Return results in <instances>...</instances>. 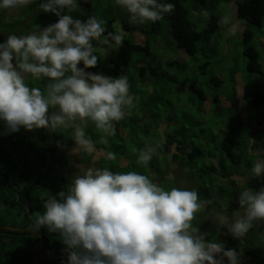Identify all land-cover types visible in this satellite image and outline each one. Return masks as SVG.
I'll return each instance as SVG.
<instances>
[{
    "label": "clouds",
    "instance_id": "clouds-1",
    "mask_svg": "<svg viewBox=\"0 0 264 264\" xmlns=\"http://www.w3.org/2000/svg\"><path fill=\"white\" fill-rule=\"evenodd\" d=\"M34 2L0 0V10L20 9ZM114 5L129 13L130 24L161 21L175 8L167 0H114ZM78 6L79 0H42L41 10L58 20L27 35L10 34L0 43L4 134L21 127L53 132L72 128L75 147L71 151L77 155L96 152L82 125L90 121L105 136H113L116 122L124 119L125 109L135 99L127 75L111 77L87 71L105 58V52H118L125 33L106 31L105 21L95 15L86 20L75 18L70 13ZM202 15L207 17V11ZM220 23L236 34L237 25L230 16L222 17ZM29 78L49 83L42 90L30 87ZM100 143L108 141L102 136ZM156 151L157 146L146 144L137 164L146 167ZM106 158L114 160L115 153L108 152ZM78 167L67 192L48 196L44 211L30 216L31 231L47 229L59 234L66 246V264H241L235 249L207 240L206 234L192 226L195 214L208 203L199 200L196 190H166L136 171ZM254 177L264 178V158L254 162ZM238 202L233 220L217 214L216 223L226 226L234 238L243 239L255 221H264V187L243 190Z\"/></svg>",
    "mask_w": 264,
    "mask_h": 264
},
{
    "label": "trees",
    "instance_id": "trees-1",
    "mask_svg": "<svg viewBox=\"0 0 264 264\" xmlns=\"http://www.w3.org/2000/svg\"><path fill=\"white\" fill-rule=\"evenodd\" d=\"M186 1L167 0L175 5L174 11L166 14L161 21L148 22L146 33L155 37L161 36L168 22L176 47L190 56H195L200 51L199 42H211L218 37V33L223 28L220 23L224 17L221 8L223 4H230L238 19L248 25L262 27L264 24V0H194L202 5L209 16L204 28L198 30L192 10ZM41 2L42 0H35L28 6L34 9ZM105 2L107 1L79 0V6L84 11L70 14L75 18L86 20L89 16H93L92 9L98 3L102 5V20L105 21L106 31L116 32L114 25L117 21H121L124 30L132 35L142 30L144 24L128 22L129 13L126 10L115 6L112 2L104 6ZM33 19L36 31H39L56 22L58 17L52 13H44L40 8ZM254 37V31L247 29L245 41L250 43ZM245 55L248 59V71L262 73L263 65L260 62L259 51L250 46L245 51ZM159 58L150 39L142 44L132 39H125L118 52L107 53L100 73H109L111 77L127 75L130 93L135 97L134 104L125 109L124 119L116 122V132L113 136H105L90 121L82 125L86 136L93 140L96 147V152L86 160L82 159V162L90 164L93 163L96 155H104L98 160L103 161L105 158V164L100 165L96 160L98 168H109L110 165H114L109 168L113 172L136 171L148 176L152 182L166 190L172 187L196 190L199 200L208 203L195 214L192 226L198 228L201 234H206L207 240L220 241L226 249H235L240 253L241 261L244 255H250L255 264L264 263V227L257 221L243 239L234 238L227 227L218 226L216 220L206 225L210 213L225 211L222 209L223 203L228 205L229 211L226 213L229 220H233L240 207L238 202L240 193L248 188L253 191L260 189L261 178H251V169L258 159L255 152L258 148L261 149V146L264 148V130L251 129L248 145L243 148L242 144L239 145L237 142L236 131L229 128L230 126L228 129L222 128L218 135L221 137L222 149L235 167L233 170L225 165L224 159L220 158V154L217 153L218 148H212L208 139H202L197 126L183 122L176 124L173 117L163 119L157 114L156 121L149 120L152 116L149 110L154 99L143 100L141 89L139 86L135 87L134 80L137 77L145 78L148 71L159 62ZM207 65L210 63L207 62ZM89 70L95 72L92 68ZM210 82L217 87H222L224 84V80L217 75H211ZM48 83L49 81L45 85ZM45 85L42 90L46 89ZM191 88L194 96L199 97L202 103L209 99V95L204 92L198 80L192 82ZM221 97L222 95L218 93L213 95L212 107L215 105V109L220 107ZM226 98L231 101L232 109L237 110V95ZM255 104H264V95L258 96ZM57 110L50 108V111ZM152 118L155 120L154 116ZM2 125L5 128L4 122L0 121V126ZM260 126L264 125L260 124ZM4 131L0 129V224H7L3 221L18 223L22 216L23 227H30L31 214L37 211L43 212V201L48 196H55L61 191L67 192L75 178L74 168L70 167L71 157L67 154L68 148L74 142L73 129L62 128L59 132H53L44 128L29 131L21 127L18 132L10 134H4ZM102 136L107 139V144L100 143ZM212 138H217V135L212 134ZM146 144L157 146V151L149 164L141 167L137 164V158ZM108 152L115 153L114 160L106 158ZM176 170H181L182 174L174 173ZM238 177H248L250 182L244 180L245 184L239 186ZM231 207L234 210H231ZM44 230L49 244L47 255L41 264H66L67 254L64 251L66 246L62 243L59 234ZM39 244L40 239L36 236L0 233V264H29Z\"/></svg>",
    "mask_w": 264,
    "mask_h": 264
},
{
    "label": "rangeland",
    "instance_id": "rangeland-1",
    "mask_svg": "<svg viewBox=\"0 0 264 264\" xmlns=\"http://www.w3.org/2000/svg\"><path fill=\"white\" fill-rule=\"evenodd\" d=\"M106 1L104 6L109 2L114 4V0ZM186 4L192 10L197 29L202 30L209 16L204 17L202 15L204 8L194 0H187ZM221 8L224 12V17L230 16L233 23L237 25L236 34L232 35L228 31V26H223L222 30L218 33V37L213 41L199 42L200 51L195 56H190L184 50L176 47L168 22L165 25L163 35L157 37L146 33L149 25L148 22L143 25L141 31L133 35L124 30L121 21H117L114 27L116 32L125 33V39H132L141 44L150 39L160 57L159 62L148 71L145 78L137 77L134 80L135 87L139 86L141 89L143 100L151 99L152 101L154 99L149 113L155 117V120L152 116L149 120L154 122L158 119L157 115H160L163 119L173 117L176 124L183 122L197 126V131L202 136V139H208L212 148H218L217 153L220 154L221 159H224L225 165L234 170L233 163L222 149L221 137L218 134L222 128L228 129V126H230L229 128L236 131L238 135V144H242L244 148L248 145L247 143L251 137L249 136L252 132L251 129L253 131L254 129L264 130V126H260V124L264 125V104H255V99L260 95H264V24L262 27H256L240 21L230 4H223ZM82 9V7L78 6L76 11L83 12L84 10ZM39 10L40 5L36 8L34 7V9H30L27 6L15 10H5V13L4 10L3 13L0 10V43L4 42L10 34L19 36L36 31L33 18ZM92 14L102 19V5L95 4ZM249 28L254 31L255 37L253 41L247 43L244 37L246 30ZM250 46L256 48L260 53V62L263 65L262 73H252L247 69L248 59L245 51ZM113 51L115 52V50ZM107 53L105 52V58L99 60L98 65L92 68L95 70V72L93 71L94 73L102 71H100V68L106 60ZM97 55L99 54L97 53ZM207 62L210 65L206 66ZM80 66H83L82 62ZM87 71L91 70L87 69ZM105 75L110 76L109 73ZM211 75H217L224 80L223 86L217 87L211 84ZM194 80H198L204 92L209 95V99L204 103L192 93L191 84ZM47 81H44V79L33 81L29 78L26 82L30 87L42 88ZM216 93L221 94L222 97L220 107L215 109L216 105L212 107L211 101L213 95ZM235 94L238 99L236 103L237 110L232 109L231 101L226 98ZM0 129L1 131L5 130L3 125L0 126ZM212 134L217 135V138H212ZM74 147L75 142L68 148L67 154L71 157L70 167L74 168L75 174L79 172V165L86 169L88 167L98 168L97 163L100 165L105 164V158L103 161L98 160L104 157V155H96L93 163H83L82 159L85 158L86 160L91 154L85 152H81L79 155L74 154L71 151ZM255 155L258 158L257 160L264 158V148L262 146L261 149L258 148ZM111 166L114 165H110V169ZM174 173L181 175L182 171L176 170ZM238 180H240L239 186L245 184L244 180H247L248 183L250 182L248 177H238ZM184 183H186V180ZM261 187H264V178H261ZM222 205V209L225 211L210 213L207 216L206 225L213 223L216 220L217 214L227 216L226 212L229 211L227 209L228 205L224 203ZM231 210L234 209L231 207ZM21 218L18 220V223L2 221L6 222L7 226L23 227L24 223Z\"/></svg>",
    "mask_w": 264,
    "mask_h": 264
},
{
    "label": "water",
    "instance_id": "water-1",
    "mask_svg": "<svg viewBox=\"0 0 264 264\" xmlns=\"http://www.w3.org/2000/svg\"><path fill=\"white\" fill-rule=\"evenodd\" d=\"M0 233L13 236H36L40 239V244L36 255L30 264H41L47 255L49 239L46 237L44 229L31 231L29 227H15L0 224Z\"/></svg>",
    "mask_w": 264,
    "mask_h": 264
},
{
    "label": "flooded vegetation",
    "instance_id": "flooded-vegetation-1",
    "mask_svg": "<svg viewBox=\"0 0 264 264\" xmlns=\"http://www.w3.org/2000/svg\"><path fill=\"white\" fill-rule=\"evenodd\" d=\"M257 222L259 225L264 227V221H257ZM32 260L29 262V264L32 262ZM253 260L254 259L250 255H244L241 264H255ZM259 264H264V263H259Z\"/></svg>",
    "mask_w": 264,
    "mask_h": 264
}]
</instances>
